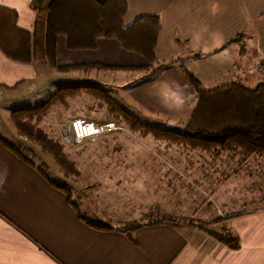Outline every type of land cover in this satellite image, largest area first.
Wrapping results in <instances>:
<instances>
[{
  "label": "crops",
  "instance_id": "1",
  "mask_svg": "<svg viewBox=\"0 0 264 264\" xmlns=\"http://www.w3.org/2000/svg\"><path fill=\"white\" fill-rule=\"evenodd\" d=\"M30 2L0 0V6L14 9L18 14L17 27L31 32L34 11ZM126 3L125 26L139 15L159 14L156 64L167 67L149 78L140 71L148 65L147 60L125 50L115 39L98 38L94 49L69 50L62 35L57 37L55 61L57 65L100 64L109 68L77 72L79 84L104 88L141 123L174 129L186 124L193 109L187 106L196 102V94L181 66L204 87L208 82L227 78L230 82L252 78L256 83L264 79V0H126ZM240 35L238 41L232 42ZM40 69L36 63L10 60L0 51V100L9 94L18 99L35 88L38 90L41 79L53 77ZM140 138L129 143L132 147L142 146L149 153L144 155L146 159L140 162L131 159L127 165L164 168L167 162L178 165L182 161H168L162 153L168 150L166 145L148 136ZM189 163L191 169L196 165L207 168L199 172L201 177L194 182L203 184L205 179L212 180L207 187L211 202L205 204V209L196 205L198 219L233 216L223 225L238 236L237 249L229 248L195 225L161 218L148 221L142 211L140 217L134 214L123 220L121 226L114 225L107 216L74 206L69 180H58L56 184L48 176L35 174L31 164L0 142V264H264V206L251 203L252 206L242 209L239 203L228 201L231 194L227 191L230 182L236 183L237 179L247 184L248 179L255 178L252 182L258 185L264 177V156L245 158L235 152H210ZM158 175L165 178L167 172ZM131 177L133 174L127 178ZM127 178L117 182L127 185L126 191L120 193L129 198L132 193ZM144 181L151 185L165 182L163 177L152 180L150 176ZM253 186H245V190L259 191ZM90 187L85 186L82 192ZM161 198L162 193L154 196L156 209L161 206L158 202ZM259 202L264 204L261 199Z\"/></svg>",
  "mask_w": 264,
  "mask_h": 264
},
{
  "label": "trees",
  "instance_id": "2",
  "mask_svg": "<svg viewBox=\"0 0 264 264\" xmlns=\"http://www.w3.org/2000/svg\"><path fill=\"white\" fill-rule=\"evenodd\" d=\"M30 7L34 11L31 32L17 27L18 14L14 9L0 6V51L10 60L44 64L59 72L95 67L109 69L100 64L57 65L56 39L62 35L71 50L94 49L98 38L115 39L125 50L136 52L147 60L148 65L140 71L146 72L149 78L168 66L156 64L160 27L157 13L139 15L125 26L126 0H31ZM239 37L241 35L232 42ZM181 69L196 94L195 105L183 130L142 125L101 87L89 84L59 86L45 101L34 107L15 109L9 113V118L17 134L45 149L65 176L79 175L75 164L64 154L62 144L36 124L52 106L62 105L67 97L80 93L92 95L106 106L111 116L127 122L131 128L141 129L157 141L183 144L191 150L215 154L225 151L239 153L245 158L264 156V79L251 88L238 80L205 88L190 71L183 66ZM0 142L31 164L10 143L2 138ZM232 217L214 219L210 225ZM197 224L229 248L239 247L238 236L225 225L212 230L201 226L202 222Z\"/></svg>",
  "mask_w": 264,
  "mask_h": 264
},
{
  "label": "rangeland",
  "instance_id": "3",
  "mask_svg": "<svg viewBox=\"0 0 264 264\" xmlns=\"http://www.w3.org/2000/svg\"><path fill=\"white\" fill-rule=\"evenodd\" d=\"M37 65L41 68L40 72H50L53 77L50 78V76L45 81L41 79L38 90L35 88L29 92V95H22L16 99L14 97L15 95L9 94L8 97H3L0 100V138L5 142L10 143L14 149L18 150L28 161H30L35 174L48 176L50 177V180L55 181L56 184H58V180H64L65 182L69 180L70 187H68L69 185L67 187L71 193L72 204L74 206H82L83 208L90 209L91 212L96 211L97 214H100L101 216H107L109 219H112L111 222H113L114 225L118 223V225L121 226L120 223H122L123 220L136 216L134 214H138L140 217V211L143 212L145 218L146 216L148 217V221H156L158 218H161V220L172 223H184L198 227L199 224L196 223L202 222L203 224H200L201 226L204 225L207 229L212 230H219L221 226L225 224L224 221H221L215 225H210V221L223 217L217 216L212 217L210 220H200L196 214V205L204 207L205 204L207 205L210 201L207 198L209 195L207 187L210 186L212 180L205 179L203 184H201L200 181L194 182L196 178L201 177L199 172L201 173V170H206L207 168H204V166L197 167L196 165L191 169L189 162L190 160L195 161L197 158L202 159L211 151L191 150L190 148L183 146V144L176 145L169 142L157 141L150 134H144L141 129L131 128L127 122L120 121L116 119V117L111 116L108 113L106 106L101 103L100 100H96L88 93H80L73 97H67L65 103L52 106L50 111L47 112L36 124L50 138L62 144L64 154L67 155L69 161L75 164V167L79 172L78 176L63 175L45 149L17 134L10 121L9 113L15 109L29 108L40 104L59 86L78 85L80 79L77 72H84L89 69L59 72L44 64ZM63 65L74 64H62V66ZM119 69L123 68L121 67ZM230 80L231 79L227 78L222 79V81L216 80L211 83L208 82L205 84V87L213 88L223 85V83H228ZM260 80L261 79L257 81ZM240 81L250 88L254 87L256 83L252 78ZM102 90L106 91L108 95L112 97L107 90L104 88H102ZM3 95L7 96L6 93ZM10 97H13V99ZM112 98L115 99L114 97ZM115 100L120 103L117 99ZM194 105L195 103L193 102V104H189L187 107L191 109ZM77 117L95 122L112 120L116 123L117 130L101 136L75 139L69 133L68 128L70 121ZM183 121V123H185L186 120ZM138 122L142 125H146L139 120ZM184 127L185 124L180 126L179 129L183 130ZM146 136L153 141L160 142V144L168 147L166 152H162L165 153V157L168 161H170V159L182 161L179 162L178 165H176L175 162H167L164 168H162V166H149L150 168H147L145 165L139 166L138 163L133 164L132 166L127 165L126 163H129L131 159H140L139 162L142 158L146 159L144 155L149 153L148 151L142 150V146L137 145L132 147L129 143L135 141V138L141 140L140 137ZM123 141L125 142L122 145L121 143ZM153 141L150 142L154 143ZM117 143H119V145ZM154 152L155 144L151 147L150 153L153 154ZM157 153L159 154V152ZM163 170L167 172L165 178L163 175H158V172L163 174ZM144 171L147 172L144 173ZM132 174L133 178H127L128 175L132 176ZM60 176H65L67 178H59ZM146 176L152 177V180L153 178L162 179L163 177L165 182L153 183L152 185L147 184L144 181ZM254 176L255 175L252 177ZM120 178H127V181L129 182L128 190L132 193V195H129V198L127 194L120 193L121 190L126 191L124 187L127 186L123 182H117ZM132 180L133 182H131ZM253 180H255V178L248 179L247 184H244V181L240 179H237L236 183L234 181L230 182L227 191H229L231 195L228 201H233V204L235 205L239 203L238 206L242 209L252 206L251 203L255 204L256 207L264 206L263 203L259 202L260 199L264 201V177L258 181V185L261 187L255 184V182H252ZM59 184L62 185V183ZM89 185H91V187L85 192H82L84 187ZM253 185H256L257 189L260 188L259 191H253L254 193H252L251 190L254 188ZM245 186H252L253 188L245 190ZM147 187L150 188L147 189ZM161 193L163 194V198L158 200L161 206L156 209L153 205L154 196ZM230 205H232V203H230ZM111 208L114 210L113 212H111ZM116 208L118 209L115 210ZM205 208L206 207L203 209ZM207 208H211V206L209 207L208 205ZM163 210H165V214H163Z\"/></svg>",
  "mask_w": 264,
  "mask_h": 264
},
{
  "label": "built area",
  "instance_id": "4",
  "mask_svg": "<svg viewBox=\"0 0 264 264\" xmlns=\"http://www.w3.org/2000/svg\"><path fill=\"white\" fill-rule=\"evenodd\" d=\"M68 130L75 139H86L115 131L117 130V126L112 120L95 122L77 117L70 121Z\"/></svg>",
  "mask_w": 264,
  "mask_h": 264
}]
</instances>
